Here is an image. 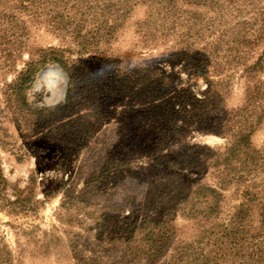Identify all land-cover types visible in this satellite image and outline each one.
<instances>
[{
	"label": "trees",
	"instance_id": "trees-1",
	"mask_svg": "<svg viewBox=\"0 0 264 264\" xmlns=\"http://www.w3.org/2000/svg\"><path fill=\"white\" fill-rule=\"evenodd\" d=\"M262 2L0 0V78L12 74L10 80H3L0 89V115H9L24 136L45 131L57 136L62 128L60 123L70 115H96L102 126L107 111L95 91L99 80L85 64V56L92 54L105 67L109 82L104 89L106 94L127 98L120 114L126 117L139 110L151 113L152 122L157 120L158 126L163 124L155 141L161 137L164 140L171 128L181 127L177 124V115L185 112L194 99L189 91L174 89L165 74L139 60L133 61L128 54L122 57L111 50L135 7L148 5L151 9L141 26H148L156 19L164 21L162 26L169 27L168 33L185 28L179 34L180 41H176L174 55L189 62L193 77L206 81L209 102H199L202 107L210 104L218 108L224 105L230 92L232 65L242 67L252 81L264 71ZM31 21L44 24L62 39L68 38L71 47L28 50ZM220 42H224V55L220 52L223 49ZM27 50L28 59L17 69ZM51 64L57 65L67 77L65 97L54 107L37 108L29 102L28 93L41 70ZM209 66L212 70L207 69ZM263 124V83L257 80L246 89L240 108L225 110L214 122V130L229 138L225 146L204 149L184 162L154 157L149 161L168 179L148 192L142 205L149 215L141 219L125 215V207L117 208L109 201L116 192L114 178L118 171L141 165L139 160H142H128L124 146L112 143L113 150L109 148L97 161L82 188L68 190L64 195L60 211H64L68 219L60 222H66L67 229L59 235L51 234L45 244L40 241L32 254L49 256L55 252L62 258L66 255L68 263L72 264V260L78 258L81 231L90 230L91 224L99 221L102 229L91 234L90 240L106 242L102 232L109 233V242L119 251L110 264L139 261L154 264L164 258L163 264H264V149L252 143L253 135ZM200 125H207L204 115ZM0 130L6 133V129ZM79 136L80 132L75 133L76 138ZM100 142L92 138L94 146L90 149L94 156ZM208 170H212L216 185L203 181ZM183 172L198 178L193 187L186 185L181 177ZM231 185L239 186L240 201L232 212L225 213L222 190ZM41 204L32 187L10 186L0 164V210L16 218L36 217ZM116 214L121 219L108 225V219ZM74 224L79 227L77 231L70 228ZM17 258L0 240V264H16V261L21 264V254ZM83 259L79 257L77 264H85Z\"/></svg>",
	"mask_w": 264,
	"mask_h": 264
},
{
	"label": "rangeland",
	"instance_id": "rangeland-1",
	"mask_svg": "<svg viewBox=\"0 0 264 264\" xmlns=\"http://www.w3.org/2000/svg\"><path fill=\"white\" fill-rule=\"evenodd\" d=\"M150 10L148 5L135 7L131 18L118 33V38L112 44L111 50L122 57L128 54L133 61L139 60L152 70L165 74L170 78L174 89L187 90L193 96V103L185 108V112L177 115V124L181 127L171 128L164 140L161 137L155 141L156 134L163 124L158 126L157 120L152 122L151 113L146 114L139 110L126 117L120 114V109L127 98L110 97L106 94L104 89L108 87L109 82L106 81L105 67L92 54L85 56V64L92 75L99 80L95 91L102 99L107 111L102 126L96 115H70L60 123L62 128L57 136L48 135V131L24 136L20 135L15 124L9 119V115H0V128L6 129V133L0 130L2 174L10 186L32 187L35 198L42 202L36 217L16 218L0 210V240L14 253L15 259L21 254V264H70L66 255L62 258L55 252L49 256L32 254L35 250L34 246L40 241L43 244L47 243L51 234L59 235L66 228V222H60L61 219H68V215L60 211L64 195L68 190L79 191L82 188L84 179L95 167L97 161L104 157L106 151L112 148V143L124 146L128 160L139 158L142 160L141 162L139 160L141 165L118 171L114 178L117 184L116 192L109 201L117 208L125 207V215L131 214L141 219L149 215L142 205L148 192L168 179L166 174L149 161L154 157L158 160L184 162L204 149L225 146L229 138L214 130L216 119L227 109L240 108L243 105L246 89L257 80L263 83L264 91V71L252 81L246 77L242 67L232 65L229 70L230 92L224 105L218 108L210 104L209 107H202L199 102H209L206 81L201 77H193L194 71L188 67L189 62L181 59V56L174 55L176 41H180L179 34L185 31V28H181L179 30L181 32L175 30L173 33L171 31L168 33L169 27L162 26L164 21L159 22L160 20L156 19H153V23L148 26H141V22L146 19ZM29 26L28 50L32 47H71V41L68 38L62 39L44 24L31 21ZM210 41L212 42L213 39ZM219 44L223 48L220 51L221 55H224V42ZM28 50L23 53L22 61L17 65V69H20L22 62L28 59ZM210 67L207 69L209 70ZM212 76L217 79L214 73ZM11 78V73L6 75V78L2 76L0 89L3 80ZM66 89L67 77L64 72L55 64L47 65L41 70L32 90L28 93V100L37 108H51L63 102ZM137 103H139L138 98ZM203 115L207 121L205 127L200 125V118ZM77 132H80L79 138L75 137ZM92 138L101 141L96 156L90 149L94 146L91 143ZM166 138L168 140H165ZM252 143L256 148L264 149V124L253 135ZM144 161H146L145 164ZM181 177L189 187H193L198 179L188 172H183ZM203 179L209 185L217 184L212 170L205 172ZM238 187V185H231L228 189L222 190L225 195L222 205L225 213L232 212L234 206L239 203L241 191H238ZM95 200L98 201V198ZM84 219L88 220L87 217ZM118 219H121L119 214L113 215L107 223L108 225L116 224ZM90 227H92L90 230L85 229L80 233L78 258L84 257L82 261L85 264H110L119 251L109 242L108 239L111 237L105 230L102 233L106 242L90 240L91 234L102 229L99 221L91 224ZM70 228L77 231L79 227L74 224ZM83 251H85L84 254H82ZM78 258L73 259L72 264H77ZM17 261L16 264H20ZM165 261L166 258L154 264H163ZM136 264L150 263L139 261Z\"/></svg>",
	"mask_w": 264,
	"mask_h": 264
}]
</instances>
